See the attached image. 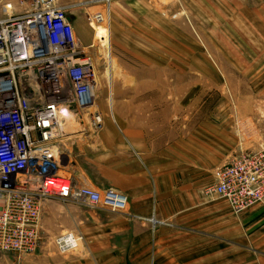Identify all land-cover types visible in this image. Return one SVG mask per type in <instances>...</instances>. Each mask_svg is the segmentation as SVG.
I'll return each instance as SVG.
<instances>
[{"label":"rangeland","instance_id":"1","mask_svg":"<svg viewBox=\"0 0 264 264\" xmlns=\"http://www.w3.org/2000/svg\"><path fill=\"white\" fill-rule=\"evenodd\" d=\"M57 1L92 59L97 85L94 103L68 116L62 129L93 132L101 125L130 124L139 155L173 160L177 215L162 219L161 226L170 235L175 226L164 221L178 220L180 241L165 243L163 262L149 264H264V194L232 211L221 197L202 192L217 165L241 150L264 146V0ZM6 3L18 9L17 0H0V16ZM93 13L106 17V28L93 27L88 21ZM59 162L71 186L87 185L75 181L78 171L73 179L64 160ZM46 202L61 205L51 224L64 231L73 222V210L64 204L82 203L47 196L40 208L39 246L20 255L5 251L0 264H31L40 244L62 232L45 236L41 214L58 207ZM126 204L127 199L111 212H126ZM190 219L209 226L204 232L195 224L194 232H187Z\"/></svg>","mask_w":264,"mask_h":264},{"label":"built area","instance_id":"2","mask_svg":"<svg viewBox=\"0 0 264 264\" xmlns=\"http://www.w3.org/2000/svg\"><path fill=\"white\" fill-rule=\"evenodd\" d=\"M17 2L18 9L6 3L9 11L0 16V254L20 255L39 246L40 208L47 196L112 211L124 207L126 199L110 186H71L61 172L57 138L68 116L93 103L92 59L76 42L59 1ZM100 18L93 13L88 21ZM202 192L221 197L232 211L261 199L264 146L241 150L217 165ZM78 238L62 231L53 241L62 253Z\"/></svg>","mask_w":264,"mask_h":264},{"label":"crops","instance_id":"3","mask_svg":"<svg viewBox=\"0 0 264 264\" xmlns=\"http://www.w3.org/2000/svg\"><path fill=\"white\" fill-rule=\"evenodd\" d=\"M132 136L130 124L101 125L93 132L73 127L64 129L58 136L60 157L64 160L62 167L70 177L75 179L78 171L80 178L76 182L94 185L97 189L110 185L120 190L126 196L127 209L116 214L83 203L64 204L73 210L72 225L64 228L80 235V245L75 250L59 253L54 241L40 244L38 252L29 258L31 264H117L123 260L149 264L150 259L163 262L165 243L180 241L178 220L164 221L172 229L175 226L176 231L171 230L170 235L163 234L161 226L162 219L177 215L173 160L167 155H139ZM188 196L192 201L190 192ZM46 205L58 206L56 211L41 214L48 237L64 230L59 224H51V219L60 214L61 205L54 202ZM225 218L221 217L224 222ZM204 219L185 220L187 232H194L195 224L205 232L204 226L209 225ZM193 237L187 235V240Z\"/></svg>","mask_w":264,"mask_h":264},{"label":"bare ground","instance_id":"4","mask_svg":"<svg viewBox=\"0 0 264 264\" xmlns=\"http://www.w3.org/2000/svg\"><path fill=\"white\" fill-rule=\"evenodd\" d=\"M60 3V2H59ZM60 4H62V3H60ZM64 7H65V5L64 4H62ZM4 11H9V10H6V9H4ZM104 19H106V17L101 13V18L99 19V20H97V21H95L94 19H90L91 20V23H92V25H93V27L94 28H96L97 26H100V25H103L102 23H103V21H104ZM103 27H105L106 28V26H104L103 25ZM106 30H108V29H106ZM75 38H76V36H75ZM76 42L77 43H79V41H78V39L76 38ZM93 71H94V69H93ZM96 76V75H95ZM96 89H97V86L96 85H93L92 86V89H90V91L92 90V91H94V94H95V92H96ZM93 103H94V100H93ZM89 106V105H88ZM64 125V124H63ZM113 188V187H112ZM115 189V188H114ZM116 190V189H115ZM118 190V189H117ZM46 199V198H45ZM44 199V200H45ZM44 200H42V201H44ZM76 201H79V200H76ZM82 202V201H81ZM83 203V202H82ZM107 210H109V209H107ZM109 211H112V210H109ZM69 231H71V230H69ZM72 232V231H71ZM74 233V232H73ZM75 234V233H74ZM79 238L77 239V241L79 242ZM77 246H78V244H76V246L72 249V250H75L76 248H77ZM57 250H58V252H59V248H57ZM60 253V252H59Z\"/></svg>","mask_w":264,"mask_h":264}]
</instances>
